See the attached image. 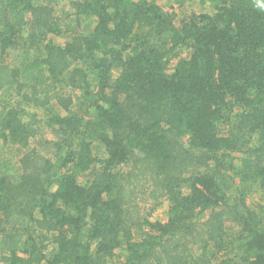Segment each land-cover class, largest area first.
Returning <instances> with one entry per match:
<instances>
[{"label": "trees", "instance_id": "1", "mask_svg": "<svg viewBox=\"0 0 264 264\" xmlns=\"http://www.w3.org/2000/svg\"><path fill=\"white\" fill-rule=\"evenodd\" d=\"M157 1L0 0V264H264V0Z\"/></svg>", "mask_w": 264, "mask_h": 264}, {"label": "rangeland", "instance_id": "2", "mask_svg": "<svg viewBox=\"0 0 264 264\" xmlns=\"http://www.w3.org/2000/svg\"><path fill=\"white\" fill-rule=\"evenodd\" d=\"M158 3L162 5H166L169 11L175 14L176 20L183 18L192 13H204L211 9L212 4L211 0H158ZM73 12H70L72 14ZM81 28L84 32L88 30L90 27V23L85 20H81ZM89 24V25H88ZM56 44H64L66 41V34L64 36H58L54 38ZM20 103V107L24 110V121L34 119L38 125L39 130L42 134L46 129L45 121L48 116L47 112L44 110L35 109L31 106H27L22 102ZM2 111L0 110V115ZM182 143L185 142V138L181 140ZM93 154L98 158L102 156L101 149L96 145H93ZM20 153L15 148L10 147H1L0 146V169L6 170L5 172H9V174H15L18 171L19 165L17 164V159H19ZM262 195L261 192H256L254 195L248 198V202L252 204L253 201L260 199ZM151 207V206H150ZM145 213L150 215V221H158L164 222L167 218L168 211V202L166 200H162L158 203L153 210H150L149 207L145 209ZM52 250L51 242L47 244V252Z\"/></svg>", "mask_w": 264, "mask_h": 264}]
</instances>
